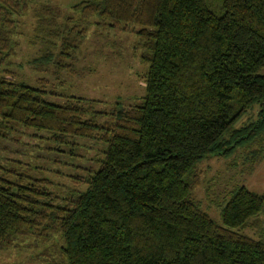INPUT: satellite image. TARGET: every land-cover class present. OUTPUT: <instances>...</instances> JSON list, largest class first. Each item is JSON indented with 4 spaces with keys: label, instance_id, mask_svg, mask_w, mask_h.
Here are the masks:
<instances>
[{
    "label": "trees",
    "instance_id": "16d2710c",
    "mask_svg": "<svg viewBox=\"0 0 264 264\" xmlns=\"http://www.w3.org/2000/svg\"><path fill=\"white\" fill-rule=\"evenodd\" d=\"M28 4L0 0V250L57 236L48 264H264V235L241 232L258 224L264 192L233 187L220 222L194 197L203 159L238 148L251 164L264 158V0H83L62 22L50 5L34 8L37 72H74L92 16L135 34L145 94L109 109L77 95L54 103L15 79L13 37ZM21 129L47 133L39 137L68 157L76 138L95 140L96 166L78 167L84 174L59 195L43 168L32 175L5 156L1 143Z\"/></svg>",
    "mask_w": 264,
    "mask_h": 264
},
{
    "label": "rangeland",
    "instance_id": "374dc122",
    "mask_svg": "<svg viewBox=\"0 0 264 264\" xmlns=\"http://www.w3.org/2000/svg\"><path fill=\"white\" fill-rule=\"evenodd\" d=\"M80 1L83 0H29L28 11L17 17V33L13 37L17 42L16 54L10 58L9 69L15 79L44 89V98L54 103L63 104L70 95L100 100L96 109H109L117 99L125 105L137 103L145 94L143 75L147 70L138 54L133 52L137 38L133 32L116 31L98 24L102 20L97 16L88 18L84 24L86 36L77 51L74 72L56 73L52 65L46 72H37L28 64V60L38 55L43 48L42 43L35 38V17L32 10L41 5H50L60 12L58 20L62 22L65 16L79 17L71 7ZM256 110L257 108L245 115L238 126L249 116L254 117ZM46 134L21 129L13 135L11 141L1 145L10 148L5 156L23 164L15 165V168L22 171L33 167L29 171L32 175L39 174L35 169L43 168L40 174L52 180L53 191L64 195V186H75L71 180L72 174H84V170L78 167L96 166L93 157L99 155L102 144L91 139L76 138L77 146L73 148L75 156L68 157L66 152L51 150L53 144L39 137ZM61 147L63 150L67 149L65 146ZM54 156H57L56 160L60 164L50 160ZM61 161L67 164H61ZM197 170L199 183L194 189V197L200 202L202 209L217 222L221 221L219 204L228 198L233 187L244 185L254 192H264V158L251 164L245 159L242 148H238L229 157L209 156L198 164ZM255 219L258 221L256 226L245 228L241 232L258 238L264 235V212ZM59 242L57 236L49 242L20 236L14 247L0 250V264H48L49 259L55 255V246Z\"/></svg>",
    "mask_w": 264,
    "mask_h": 264
}]
</instances>
